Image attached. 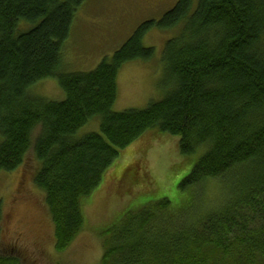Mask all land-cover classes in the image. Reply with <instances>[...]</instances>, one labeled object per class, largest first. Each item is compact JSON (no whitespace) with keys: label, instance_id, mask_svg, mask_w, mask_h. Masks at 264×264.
Wrapping results in <instances>:
<instances>
[{"label":"trees","instance_id":"1","mask_svg":"<svg viewBox=\"0 0 264 264\" xmlns=\"http://www.w3.org/2000/svg\"><path fill=\"white\" fill-rule=\"evenodd\" d=\"M86 2L0 0V173L22 166L32 150L34 182L63 253L84 228L80 200L121 151L148 130L178 137L182 155L204 151L203 158L191 161L173 190L145 202L153 210L109 226L102 264H264V0H169L161 18L138 24L94 70L68 72L75 13ZM151 30L172 31L161 50L165 94L144 109L116 112L118 72L152 58L154 47L144 46ZM49 78L61 101L29 93ZM94 120L98 131L87 132ZM206 179L228 199L216 220L228 218L206 239L192 228L170 237ZM240 210L248 212L237 223ZM3 216L0 208V224ZM235 233L241 241L231 240ZM0 264L19 262L0 255Z\"/></svg>","mask_w":264,"mask_h":264},{"label":"rangeland","instance_id":"2","mask_svg":"<svg viewBox=\"0 0 264 264\" xmlns=\"http://www.w3.org/2000/svg\"><path fill=\"white\" fill-rule=\"evenodd\" d=\"M168 2L87 0L75 13V30L66 53V71L94 70L102 59L113 55L120 41L138 24L161 18ZM171 33L151 30L144 46L154 47L152 58L142 63L127 64L118 72L114 111L141 110L150 102L162 100L167 80L161 72V50ZM71 54H80L81 60ZM36 84L29 88L34 97L51 101L63 99L64 93L56 78ZM98 128L99 123L94 120L86 131L93 133ZM178 143V137L148 130L143 138L122 150L121 157L104 172L93 193L80 200L84 228L63 253L55 250L54 229L44 193L34 182L39 161H35L32 150L29 151V159L22 166L10 173H0V208L4 215L0 224V255L14 257L19 264H102L105 254L103 239L109 232V226L122 224L127 217L153 210L145 202L173 190V184L183 171L191 167V161L203 158L204 151L197 153L195 158L182 155ZM218 184L216 180L209 179L197 183L191 191L193 205L178 214V222L183 226L178 230L180 234L171 231L167 235L179 239L184 229L192 228L199 233L205 231L201 237L206 239V230H212L214 224L217 226L226 220L227 216L218 220L215 217L219 208L228 203ZM244 210L238 211L237 215L243 216L236 217L235 222L246 220L248 211ZM234 226V222L227 224V227ZM243 235L235 233L231 240L239 242ZM200 262L205 264L206 260L203 258ZM178 264L182 263L178 261Z\"/></svg>","mask_w":264,"mask_h":264}]
</instances>
